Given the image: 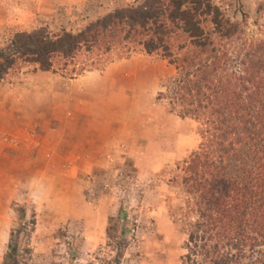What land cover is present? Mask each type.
Masks as SVG:
<instances>
[{
    "label": "rangeland",
    "instance_id": "obj_1",
    "mask_svg": "<svg viewBox=\"0 0 264 264\" xmlns=\"http://www.w3.org/2000/svg\"><path fill=\"white\" fill-rule=\"evenodd\" d=\"M138 0H0V49L17 32L46 27L77 32ZM244 29V39L264 37V0H214ZM248 40V41H249ZM121 71L119 84L106 77ZM177 70L160 54L113 55L102 67L70 78L27 65L1 85L25 88L40 81L55 88L90 85L99 99L80 103L101 111L104 145L76 147L52 181H30L0 205V262L13 251L28 264H179L188 223L195 217L177 175L198 148L201 123L182 117L167 90ZM101 108V109H100ZM79 134H81L78 131ZM2 208V209H1Z\"/></svg>",
    "mask_w": 264,
    "mask_h": 264
},
{
    "label": "trees",
    "instance_id": "obj_2",
    "mask_svg": "<svg viewBox=\"0 0 264 264\" xmlns=\"http://www.w3.org/2000/svg\"><path fill=\"white\" fill-rule=\"evenodd\" d=\"M248 40L214 0H138L77 32H17L0 80L27 65L73 78L137 51L168 59L177 73L160 96L202 137L177 175L195 214L179 264H264V37ZM0 264L28 263L9 251Z\"/></svg>",
    "mask_w": 264,
    "mask_h": 264
},
{
    "label": "crops",
    "instance_id": "obj_3",
    "mask_svg": "<svg viewBox=\"0 0 264 264\" xmlns=\"http://www.w3.org/2000/svg\"><path fill=\"white\" fill-rule=\"evenodd\" d=\"M109 87L119 84L124 91L132 77L121 71L105 78ZM41 81V80H40ZM40 81L25 88L0 84V205H5L30 181H52L62 163H70L76 147L103 146L107 140L101 111L80 109L85 100L100 98L101 88L71 85L66 88ZM101 109V108H100ZM78 131L81 133L79 134ZM2 209V208H1Z\"/></svg>",
    "mask_w": 264,
    "mask_h": 264
}]
</instances>
